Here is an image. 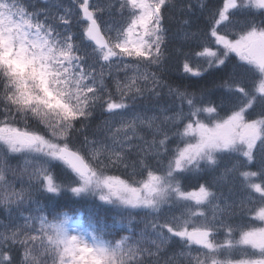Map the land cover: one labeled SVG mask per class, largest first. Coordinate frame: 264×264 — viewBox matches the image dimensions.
Here are the masks:
<instances>
[{"label":"snow or ice","instance_id":"snow-or-ice-1","mask_svg":"<svg viewBox=\"0 0 264 264\" xmlns=\"http://www.w3.org/2000/svg\"><path fill=\"white\" fill-rule=\"evenodd\" d=\"M197 4L0 0V264H264V0Z\"/></svg>","mask_w":264,"mask_h":264},{"label":"trees","instance_id":"trees-1","mask_svg":"<svg viewBox=\"0 0 264 264\" xmlns=\"http://www.w3.org/2000/svg\"><path fill=\"white\" fill-rule=\"evenodd\" d=\"M35 2V0H33ZM65 5L70 3V0H63ZM191 4L194 10L198 9L197 0H191ZM198 14V13H197ZM105 19H108L107 14H105ZM206 19V17H205ZM200 27H203L202 21H197ZM197 23L192 24V31H195L197 28ZM170 31L173 34L171 43L169 44V52L174 55V48L181 43L182 32H180L179 25L177 19H173L170 22ZM195 61H193L194 63ZM169 75L171 78L175 79L178 82H183L185 84H192L193 87L211 84V78L204 77L201 79L191 77L188 74H185L182 68V64L179 59H172L169 63ZM123 171V170H121ZM114 174H120L116 170H112ZM61 178L63 174H61ZM97 203V202H96ZM96 203L93 200L89 199H79L72 196L71 193H64L62 196L56 197L53 200H50L46 203V208L49 210L58 209L60 211H67L73 217L72 223L79 224L84 229L88 226V220L90 216H95L97 219H101L104 217L108 218V222L111 223V213L108 212H98L96 208ZM42 206H45V202H41ZM0 219H3V216L0 215ZM143 225H139L137 231L142 228Z\"/></svg>","mask_w":264,"mask_h":264},{"label":"flooded vegetation","instance_id":"flooded-vegetation-1","mask_svg":"<svg viewBox=\"0 0 264 264\" xmlns=\"http://www.w3.org/2000/svg\"><path fill=\"white\" fill-rule=\"evenodd\" d=\"M249 218H250V217H248V216H245V217H244L245 220H247V219H249ZM236 220H237V222H239V217H237ZM256 223H259V222H256ZM225 235H226L225 233H221L220 236L218 237V239H219V240H224ZM236 238H237V239L239 238V237H238V233L236 234ZM248 251H251V250L249 249ZM234 256H235V258H242V256H241V252H240V251H236V252H234Z\"/></svg>","mask_w":264,"mask_h":264},{"label":"rangeland","instance_id":"rangeland-1","mask_svg":"<svg viewBox=\"0 0 264 264\" xmlns=\"http://www.w3.org/2000/svg\"><path fill=\"white\" fill-rule=\"evenodd\" d=\"M87 199L89 200H93V198L88 197ZM98 203V202H97ZM72 229H76L77 231H82L84 230V228L82 226H80L79 224H75V223H71L69 225V230L71 231Z\"/></svg>","mask_w":264,"mask_h":264}]
</instances>
